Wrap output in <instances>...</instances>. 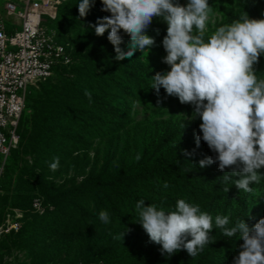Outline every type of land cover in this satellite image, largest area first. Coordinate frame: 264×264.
<instances>
[{
    "label": "trees",
    "instance_id": "16d2710c",
    "mask_svg": "<svg viewBox=\"0 0 264 264\" xmlns=\"http://www.w3.org/2000/svg\"><path fill=\"white\" fill-rule=\"evenodd\" d=\"M98 1L101 0H95L94 6L84 18L79 16V0L65 1L63 19L58 25L60 33L79 30L82 25L93 24L97 18L106 16L108 13L101 11L102 3ZM175 2L181 4L182 0ZM262 10L264 0H257L248 14L250 18L260 19ZM230 18L237 17L231 15ZM157 30L158 25L150 27L148 35L154 37ZM58 37L65 43L60 34ZM78 40L83 46H78L75 53L65 43L72 59L78 63L69 70L68 66L56 67L55 74L47 81L59 75L58 81L44 85L33 107L31 125L23 129V133L22 119L20 120L19 144L8 156L0 179L1 194L10 157L21 147L16 167L19 179L14 185L9 182L7 190L13 192V204L20 205L25 210L24 217L18 232L13 231L0 237V249L15 248L26 252L31 258L26 264L47 263L44 259L46 243L61 234H70L67 238L70 243L79 235L78 240L84 246L86 230L94 232L96 228H101L107 231L119 229L123 232L128 229L131 231L130 236L143 231V227L137 222L135 211V203L140 199H144L146 204L154 203L168 211L174 209L178 199L201 204L222 193L225 187L233 185L231 182L223 183L221 177L224 172L219 170L218 163L203 168L199 166L201 159L216 155L206 142L200 143L199 147L195 143L182 150L167 147L187 127L167 130L156 138H162L163 143L150 142V146L143 145L142 136H129L127 131L133 124L130 116L135 98L144 90L156 92L150 87V78L158 72L157 68L153 63L138 59L137 53L131 58H125L122 63L116 61V53L108 40V33L97 39L87 35L77 38L75 42L78 43ZM129 42L130 37L126 34L122 44L128 45ZM85 47L88 48L87 52H84ZM255 71L258 78H264V53L261 54ZM71 74L74 76L71 77ZM108 77L111 83H108ZM33 91L34 87L27 96L26 106ZM85 91L91 93V100L85 95ZM177 100L179 101L178 97ZM178 106L190 110L188 104H181L180 101ZM122 132L125 134L120 135ZM97 144L98 156L89 172L91 159L88 158L76 163L73 176L66 177L64 181L57 180L63 169H50L49 165L54 157H59L61 166L72 159L75 152H84ZM163 146L167 147L165 151ZM184 150L192 155L186 157ZM137 154L141 155L139 161L135 159ZM260 171L264 172V168ZM79 177H82L81 181L78 180ZM165 182L168 184L166 189L163 187ZM260 183H264V180ZM32 191L36 193L29 201L25 200ZM24 192H29L30 195L24 196ZM37 196L43 199V212L33 209L32 202ZM101 210L109 213L110 224L100 221L98 214ZM237 221L235 219L231 226ZM2 222L3 218H0V225ZM255 223L253 220L248 222L250 226ZM50 230L52 234L45 236ZM115 234L116 239L122 235L119 232ZM12 235L14 239L3 241ZM217 235V239L204 248L194 264H226L225 256L234 258L239 254L243 243L239 234L228 238L218 230ZM130 236L126 235V238L129 239ZM88 250L86 248L85 254L90 256L92 252ZM154 252V249L148 252L144 260L149 262L159 258L160 255ZM109 257L111 260L108 259L107 264H121L125 258L117 250ZM0 261L3 262L4 259ZM65 264L77 263L72 260Z\"/></svg>",
    "mask_w": 264,
    "mask_h": 264
},
{
    "label": "clouds",
    "instance_id": "9594fccd",
    "mask_svg": "<svg viewBox=\"0 0 264 264\" xmlns=\"http://www.w3.org/2000/svg\"><path fill=\"white\" fill-rule=\"evenodd\" d=\"M101 11L110 15L97 18L89 27L97 36L108 32L115 60L131 58L137 51L151 50L156 41L148 35L154 18L167 23L162 44L167 55L162 62L170 70L157 72L150 87L157 93L163 88L181 104H191V119L199 118L202 136H195L216 153L199 161L201 168L218 163L224 184L231 182L239 191L251 192V185L264 180V78H258L253 65L264 53V19L250 18L245 11L231 23L219 26L206 35L209 0H101ZM95 0H79V16L84 18ZM121 30L130 37L125 51ZM91 100V93L85 91ZM189 157L192 153L184 150ZM135 159L139 161L141 155ZM55 171L59 157L49 165ZM163 187L168 188L167 182ZM228 192L230 188L225 187ZM138 223L150 240L162 246V254L174 255L186 250L196 257L213 243V227L223 236L239 234L243 243L233 264H264V218L250 226L244 219L229 226L226 215L213 216L199 204L178 199L174 209L166 211L144 199L135 203ZM102 223L110 224L106 210L99 212ZM87 228V226H86ZM85 228V229H86ZM128 231V229L126 230ZM123 233V237L126 233ZM119 238V237H117Z\"/></svg>",
    "mask_w": 264,
    "mask_h": 264
},
{
    "label": "rangeland",
    "instance_id": "374dc122",
    "mask_svg": "<svg viewBox=\"0 0 264 264\" xmlns=\"http://www.w3.org/2000/svg\"><path fill=\"white\" fill-rule=\"evenodd\" d=\"M65 1L67 0H60V2H58L56 18L52 19L47 17L45 24L47 27L56 30L58 34H60V37H62L63 41L69 45L71 51L75 53L78 50V46H83L79 40L78 43L75 42L77 41V38H84L85 36L90 35L94 39H97L98 36L95 34V30L90 28L89 25H82L79 30L75 29L69 31L68 33H60L61 31L58 29V25L60 24L61 19H63V3ZM256 1L257 0H209L210 12L208 19L206 20V35H210L219 26L231 23L234 20L233 18H230L231 15L239 18L243 12L246 11L249 13L254 7ZM4 2L5 0H0V5ZM98 2L100 3L101 1ZM187 3L188 0H182L181 5H187ZM107 15H110V13ZM260 19H264V10L261 11ZM154 25H158V30L154 36L156 41L155 45L151 48V50L146 49L143 53L137 51V57L142 61L153 63L158 72L168 71L170 70L169 66L162 62L163 57L167 55L163 48L162 41L164 36H166L168 25L161 18H154L150 27ZM121 35L124 39L126 34L123 30H121ZM121 47L127 51V45L122 44ZM87 51L88 48L85 47L84 52ZM123 61L124 60H122L121 63ZM76 63H78V61L73 60V62L68 65L67 70L71 69L70 67L74 66ZM256 65L257 64L253 65L254 70ZM122 67L126 68L124 64H122ZM58 76L47 82L41 84L39 83L34 87L33 94L29 98L26 109L21 117V133H23V129L30 127L31 125L30 118L33 114V107L35 106L38 94L43 91L44 85L58 81ZM73 76L74 75L71 74V77ZM121 79L124 80V78ZM110 80V77H108V83H111ZM139 93L140 94L135 98V102L131 108L130 117L133 118V124L128 128L127 132H129V136H142L141 141H143V145L145 144V146H150V142L157 144L163 143L162 138H156L165 134L167 130L171 128L187 127L184 132L179 134L178 138L167 146L176 150L186 149L187 147L195 144V136L197 134L202 136V132H200L199 128L202 121L199 118H196L195 120L191 119L193 112V106L191 104H188L190 108L189 111L181 109L178 106L179 101L177 100V97L168 96L163 88L160 89L159 93H153L151 90H144ZM123 134H125V132H122L120 135ZM125 137H127V134ZM95 143H98V141ZM200 143H204V141L201 140ZM167 147L163 146L162 149L165 151ZM98 148L99 145L97 144L84 152H75L72 159H70L66 164L62 163L61 166H59V169H63V171L57 177V180L64 181L66 177L73 176L75 173L74 167L76 163H81L84 159L87 160L88 158L91 159V166L90 169H88L89 172L93 164L96 163ZM20 152H22L21 147L12 153L1 186L0 218H3V222L8 213H15L13 211L14 209L23 210L25 212L20 205L13 204V192L7 190L9 182L14 185L19 179L16 167L17 157ZM3 161L4 156L0 153V165ZM24 179L27 178L24 177ZM78 180L81 181L82 177H79ZM251 187L253 189L251 192H243L239 191V189L232 185L229 187L230 190L228 192L223 191L222 193L212 197L207 202L199 204L201 210L206 211L213 216V225L216 215L228 216L230 219L229 226H231L235 219H244L247 223L253 220L257 223L260 218H264V183L253 184ZM24 193V196H28L31 193V195L25 199L29 201L36 191L35 193L33 191L30 193ZM218 230L219 229L215 228L214 225L211 233L213 240L217 239ZM117 232L122 233L118 239L115 238V233ZM124 232L125 230H123V232L119 229H111L107 231L106 229L102 230L101 228H96L94 232L86 230L84 231V246H82L81 242L78 240L79 235H77V238L73 241V243H70V239L67 240V238L70 237V234L69 236L66 234L54 236L46 243V247L44 248V259L47 262L45 264H65V262L72 260H75L77 264H107L108 259L111 260L109 256H111L112 252L115 253L116 250L122 257H125L121 264H194L198 256L201 254L200 252L193 258L186 250H181L174 255L168 256L167 254H162V246L152 242L145 230L138 233H132L131 236V231H126L123 237ZM49 234H52V230H50L49 233L47 232L45 236H48ZM126 235H129L130 238L127 239ZM12 239H14L13 235L11 237L4 238L3 241H11ZM86 248H89L88 251L92 252L90 256H88V253L85 254ZM152 249L155 250L154 254L160 255V257L153 261L146 262L144 260L145 256L148 252L152 251ZM0 258L4 260L12 259L21 264H26L31 261V258L26 254V252L15 248L10 250L1 248ZM224 259L226 264H233V257L225 256Z\"/></svg>",
    "mask_w": 264,
    "mask_h": 264
},
{
    "label": "built area",
    "instance_id": "2783aa9c",
    "mask_svg": "<svg viewBox=\"0 0 264 264\" xmlns=\"http://www.w3.org/2000/svg\"><path fill=\"white\" fill-rule=\"evenodd\" d=\"M60 0H5L0 5V179L12 149L17 148L19 123L27 96L40 82L55 74L56 67L73 62L57 31L45 24L47 17L56 18ZM33 209L43 212V199L37 196ZM8 213L0 225V237L18 232L23 210ZM0 264H19L4 260Z\"/></svg>",
    "mask_w": 264,
    "mask_h": 264
}]
</instances>
